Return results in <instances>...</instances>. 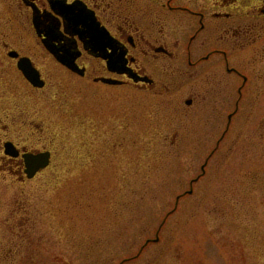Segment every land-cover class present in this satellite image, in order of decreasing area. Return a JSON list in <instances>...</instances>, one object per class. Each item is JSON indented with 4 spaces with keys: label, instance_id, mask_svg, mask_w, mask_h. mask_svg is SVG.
<instances>
[{
    "label": "rangeland",
    "instance_id": "obj_1",
    "mask_svg": "<svg viewBox=\"0 0 264 264\" xmlns=\"http://www.w3.org/2000/svg\"><path fill=\"white\" fill-rule=\"evenodd\" d=\"M7 11H21L17 0H0V24ZM257 21L263 28L248 26L242 49L228 45L230 65L247 77L242 96L241 77L225 95L229 127L211 122L189 134L197 140L162 121L159 96L79 80L33 39L22 43L49 85L29 95L0 47L2 118L38 120L40 144L60 146L51 168L24 186L0 175V215L18 199L30 206L36 264H264V19L246 23Z\"/></svg>",
    "mask_w": 264,
    "mask_h": 264
},
{
    "label": "flooded vegetation",
    "instance_id": "obj_2",
    "mask_svg": "<svg viewBox=\"0 0 264 264\" xmlns=\"http://www.w3.org/2000/svg\"><path fill=\"white\" fill-rule=\"evenodd\" d=\"M18 6L21 11H7L10 16L0 24L5 29L0 47L2 59L29 95H38L49 85L47 72L35 63L36 49L79 80L159 96L162 121L175 132L183 131L184 140H197L189 134L203 133L200 129L211 122L229 127L230 103L225 95L232 78L241 77V83L234 81V89L242 96L247 77L243 68L230 65L228 45L242 49L248 26L249 31L263 28L259 21L247 25V17L264 19V0H17ZM12 37L17 47L11 46ZM25 39H33L35 49L23 45ZM193 46L201 47L198 57ZM56 54L72 62L77 72L61 64ZM19 63L38 73L41 86L26 78ZM118 69L151 82H134ZM15 115L12 112L4 119L0 114V175L24 186L51 168L60 146L48 137L40 144L45 130L39 121ZM39 156L47 157L46 167L37 168ZM31 221L30 206L22 199L0 215V264H36L31 257L38 248L33 236L36 221Z\"/></svg>",
    "mask_w": 264,
    "mask_h": 264
},
{
    "label": "water",
    "instance_id": "obj_3",
    "mask_svg": "<svg viewBox=\"0 0 264 264\" xmlns=\"http://www.w3.org/2000/svg\"><path fill=\"white\" fill-rule=\"evenodd\" d=\"M92 50L96 51V47L92 46ZM55 54V53H54ZM56 59L63 64L64 66H66L67 68H69L70 70L77 72V68L76 66L72 63L69 62L64 56H59L56 54ZM20 67V69L22 70L23 74L26 76V78L35 86H41L40 84V79H39V75L38 73L33 69V71H29L26 67L22 66L20 63L18 65ZM117 72L119 74H125L129 79L133 80L134 82H138V81H142L145 83H150L151 81H149L147 78H138V76H136L135 74L130 73V71L126 70V69H118ZM40 81V82H39ZM103 82L109 83V84H119L120 82L117 81H107L104 80ZM42 83V82H41ZM41 160V164H40V168L44 167L46 165V160L47 157H41L39 156V161Z\"/></svg>",
    "mask_w": 264,
    "mask_h": 264
}]
</instances>
